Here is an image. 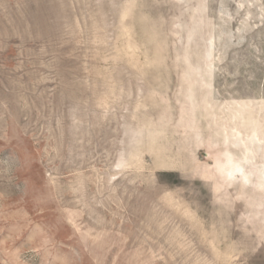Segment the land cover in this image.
I'll use <instances>...</instances> for the list:
<instances>
[{
    "label": "rangeland",
    "instance_id": "374dc122",
    "mask_svg": "<svg viewBox=\"0 0 264 264\" xmlns=\"http://www.w3.org/2000/svg\"><path fill=\"white\" fill-rule=\"evenodd\" d=\"M0 264H264V0H0Z\"/></svg>",
    "mask_w": 264,
    "mask_h": 264
}]
</instances>
